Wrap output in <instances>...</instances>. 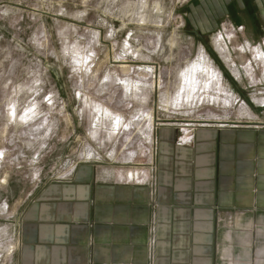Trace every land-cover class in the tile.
I'll list each match as a JSON object with an SVG mask.
<instances>
[{
    "label": "rangeland",
    "instance_id": "rangeland-1",
    "mask_svg": "<svg viewBox=\"0 0 264 264\" xmlns=\"http://www.w3.org/2000/svg\"><path fill=\"white\" fill-rule=\"evenodd\" d=\"M255 49L264 0H0V264L24 205L78 163L140 172L156 124L264 122Z\"/></svg>",
    "mask_w": 264,
    "mask_h": 264
},
{
    "label": "crops",
    "instance_id": "crops-1",
    "mask_svg": "<svg viewBox=\"0 0 264 264\" xmlns=\"http://www.w3.org/2000/svg\"><path fill=\"white\" fill-rule=\"evenodd\" d=\"M157 125L147 170L82 162L18 217L13 264H264V122Z\"/></svg>",
    "mask_w": 264,
    "mask_h": 264
},
{
    "label": "built area",
    "instance_id": "built-area-1",
    "mask_svg": "<svg viewBox=\"0 0 264 264\" xmlns=\"http://www.w3.org/2000/svg\"><path fill=\"white\" fill-rule=\"evenodd\" d=\"M180 130L182 132H184L185 134H188V135H191L192 134V131L195 127H191V125L188 123V124H184L183 126L181 125L180 127Z\"/></svg>",
    "mask_w": 264,
    "mask_h": 264
},
{
    "label": "bare ground",
    "instance_id": "bare-ground-1",
    "mask_svg": "<svg viewBox=\"0 0 264 264\" xmlns=\"http://www.w3.org/2000/svg\"><path fill=\"white\" fill-rule=\"evenodd\" d=\"M255 51H256V54H257V58H262V59H264V55H263V51H261V50H257V49H255ZM200 65V64H199ZM198 65V66H199ZM200 67V66H199ZM125 71H127L126 69H124ZM200 72H202V73H204L205 72V69L203 70L201 67H200Z\"/></svg>",
    "mask_w": 264,
    "mask_h": 264
},
{
    "label": "flooded vegetation",
    "instance_id": "flooded-vegetation-1",
    "mask_svg": "<svg viewBox=\"0 0 264 264\" xmlns=\"http://www.w3.org/2000/svg\"><path fill=\"white\" fill-rule=\"evenodd\" d=\"M241 17H242V19H244V18H243V15H242ZM245 18H248V17H245ZM230 19H231V18L229 17V18L227 19V21L231 22ZM247 21H248V20H247ZM231 23H232V22H231ZM231 23H230V24H231ZM231 25H232V24H231ZM251 32H253V31H251Z\"/></svg>",
    "mask_w": 264,
    "mask_h": 264
}]
</instances>
